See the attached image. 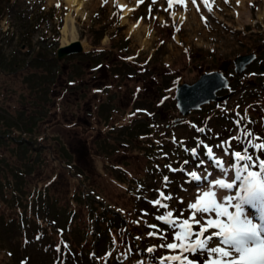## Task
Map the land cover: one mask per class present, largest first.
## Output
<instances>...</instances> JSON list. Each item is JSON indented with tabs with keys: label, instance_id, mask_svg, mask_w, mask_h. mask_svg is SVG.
<instances>
[{
	"label": "rangeland",
	"instance_id": "374dc122",
	"mask_svg": "<svg viewBox=\"0 0 264 264\" xmlns=\"http://www.w3.org/2000/svg\"><path fill=\"white\" fill-rule=\"evenodd\" d=\"M261 2L246 0L240 4L237 0H208L209 10L204 0H196L195 4L192 0H172L171 6L169 0H84L81 12L73 15L76 40L81 41L85 52L94 49L98 53L104 52L101 59L89 63L91 56L82 57V60H56L57 48L64 45L62 29L70 11L65 0H0V54L10 59L19 49L29 51L25 60L31 64L34 55L41 52L38 58L45 63L47 71L43 78L39 74L36 79H30L34 91H28V95L36 101L48 95L50 101L46 106L52 112L56 110L53 99L59 93H52L53 88L56 89L54 83L65 85L67 80L73 82L67 83L68 88H84L87 92L78 101V111L94 114L95 108L92 107L100 103L93 95L96 94L105 105V122H109L111 114L117 112L112 119L119 120L124 128L122 135L111 136L115 152L107 160L122 165L132 160L134 163L130 170L141 172L143 166H139L136 159L142 156L149 158L151 162L146 168L145 185L139 188L134 215L142 222L143 234L146 231L161 232L166 231L160 227L163 222L155 219L162 211L161 206L150 203L152 198L166 199L158 195L157 189L181 191L179 185L189 184L187 170L193 166L216 171L200 140L209 146L227 140L224 147L235 144L234 150H239L246 140L258 142L257 136L248 134L246 130L264 135V70L260 69L259 63L262 60L264 65V19L259 18ZM124 6L129 7L125 16ZM157 24L162 31L157 29ZM133 25H138L137 33ZM102 26L108 28L100 38L98 30ZM169 27L173 30L172 38L160 41L161 34H168L163 29ZM250 53H255L257 60L238 78H233L229 89L224 92L235 90L236 94L216 106H203L187 116L179 115L174 100L177 84L192 83L200 74L220 71L224 67L232 70L228 74H233L235 57ZM121 60L127 61V64L119 66L117 62ZM4 67L1 65V68ZM115 78L117 80L113 82ZM112 82V88H106ZM94 88L103 90L98 92ZM76 94L64 96L62 101L72 104ZM257 113L261 120L255 119ZM47 118V122L54 121L52 126L44 130L43 121L37 131L47 132L56 145L59 143L57 139L62 140L73 156L72 163H80L78 155L85 153L84 149L100 153L94 146L92 148L91 141L95 145L103 141L98 131L89 130L97 126V120L91 119L89 114L85 120L82 117L80 126L73 127L68 125L77 122L78 115L72 118L69 115L66 126L56 124L51 114ZM98 123L99 128H104L103 122L98 120ZM19 124L25 135L33 136L29 143L33 145L38 135L27 132L26 123L20 121ZM174 134L176 140H173ZM235 136H239V142L233 141ZM193 146L199 149L198 157L189 152ZM247 146L249 154L264 158L260 157V149ZM199 159L205 160V163L199 164ZM184 161H189L187 167ZM168 165H172V169ZM73 167L77 169L76 165ZM230 172L234 177V169ZM165 175L171 181L166 189L163 182ZM192 183L194 186L199 182ZM179 207L185 206L181 204ZM246 207L254 211L253 207ZM149 223L157 227L152 228ZM193 227L198 230L197 225ZM20 234L19 230L6 228L0 220V239L6 243V254L12 260L11 264H65L61 254L63 239H58V245L53 247L52 242L44 241L46 237L35 236L32 227H28L25 230L27 240L35 237L40 241L21 245L15 240ZM145 237V249L149 244L164 242L159 237ZM67 264L90 263L76 259Z\"/></svg>",
	"mask_w": 264,
	"mask_h": 264
},
{
	"label": "trees",
	"instance_id": "16d2710c",
	"mask_svg": "<svg viewBox=\"0 0 264 264\" xmlns=\"http://www.w3.org/2000/svg\"><path fill=\"white\" fill-rule=\"evenodd\" d=\"M157 24V29L162 28ZM108 26H102L98 32L102 38ZM166 36H160V41H167L173 35L172 28ZM104 52L96 49L83 52L74 57L82 60L92 57L89 63L101 59ZM29 51L19 49L10 59L0 54V220L2 224L13 230H19L16 239L21 245L27 242L40 241L31 237L27 240L25 230L32 227L35 236L39 235L45 242H52V246L62 242L65 264L76 259L89 261L90 264H149L150 257L145 252L146 235L143 234L142 222L134 215L135 204L141 185H145L146 168L151 162L147 156L136 159V163L143 166L141 172L130 170L133 161L124 165L107 160L115 152L111 144L113 135H122L123 126L119 120H113L112 113L109 122H105L106 109L103 101L93 94L99 104L94 114L88 111H78V101L87 93L84 88L70 89L67 83L56 86L52 93L59 91L54 100L56 110L50 111L46 104L50 97L35 100L32 95L33 86L30 79L43 78L46 70L45 63L38 57L37 52L33 63L28 64L25 56ZM83 57V58H82ZM57 60V59H56ZM59 61V60H58ZM58 61H56L58 63ZM119 66H125L127 61H118ZM4 65V68H1ZM57 66V64H56ZM97 66V63L94 65ZM133 67V66H132ZM59 68L56 69L60 77ZM55 71V72H56ZM115 71V70H113ZM225 74L232 70L221 68ZM41 72V73H40ZM113 75L116 74L112 72ZM238 78L235 76L234 79ZM116 78L113 82H116ZM109 83L106 88H112ZM50 85V84H49ZM96 91L102 89L94 88ZM29 91V92H28ZM72 104L62 101L65 96H73ZM244 96V94H243ZM52 97V95H51ZM112 98V97H111ZM44 101L46 102L43 105ZM221 103H210L205 107L216 106ZM73 107V109H71ZM40 108V110H38ZM48 114L54 116L56 124H66V118L78 115L77 122L68 126H80L81 119L89 117L96 119L93 129L101 135L103 143H93L92 148L100 151L94 154L90 150L78 155L79 164L72 163V154L66 144L49 139L47 132L37 131L40 122L45 123L44 130L52 126L53 120L47 122ZM81 117V118H79ZM257 113L255 119L261 120ZM98 120L104 123L99 128ZM26 123V131L36 133L38 139L30 145L32 135H25L19 122ZM16 124V126H15ZM125 125V124H123ZM116 130V128H118ZM38 132V133H37ZM91 147V146H90ZM89 148V147H88ZM83 150V151H84ZM77 166V169L73 167ZM103 166L101 170V166ZM95 168V169H94ZM94 171H97L95 174ZM117 171V173H116ZM97 176V177H95ZM34 224H32V223ZM139 222V223H138ZM38 236V237H39ZM139 237V238H138ZM42 242V241H41ZM6 243L0 239V264H11L12 260L6 254ZM74 254V255H73Z\"/></svg>",
	"mask_w": 264,
	"mask_h": 264
},
{
	"label": "snow or ice",
	"instance_id": "6c2138e0",
	"mask_svg": "<svg viewBox=\"0 0 264 264\" xmlns=\"http://www.w3.org/2000/svg\"><path fill=\"white\" fill-rule=\"evenodd\" d=\"M171 3L169 0V6ZM204 3L211 10L208 0ZM246 132L257 136L258 142L246 140L239 150H234L235 144L224 147L227 140L213 146L200 140L216 171L193 166L187 170L189 184L179 185L181 191L157 189L158 195L166 199L152 198L150 203L161 206L162 211L155 219L163 222L160 227L166 231H146L145 235L164 241L146 247L149 264H264V222H257L246 212V206L256 208L260 220L264 221V158L249 154L247 146L260 149V157H264V135L252 130ZM232 139L234 142L240 140L239 136ZM173 140H176L175 134ZM189 152L198 157L199 149L193 146ZM204 163L205 160L199 159V164ZM184 164L187 167L189 161ZM168 167L172 169V165ZM193 181L199 183L193 186ZM163 182L166 189L171 183L170 177L163 176ZM181 204L185 207H179ZM193 225H197L198 230ZM149 226L157 227L152 223ZM173 229L178 230L173 232ZM137 264L143 261L137 260Z\"/></svg>",
	"mask_w": 264,
	"mask_h": 264
},
{
	"label": "water",
	"instance_id": "95a60500",
	"mask_svg": "<svg viewBox=\"0 0 264 264\" xmlns=\"http://www.w3.org/2000/svg\"><path fill=\"white\" fill-rule=\"evenodd\" d=\"M83 52L85 50L81 41H72L57 48L56 59L61 61L68 56ZM255 58V53L235 57L233 60L234 74L226 76L221 71H211L200 74L192 83L177 84L174 100L180 116H187L211 102H224L236 94L235 90H231L223 95H220L219 92L228 89L230 79L234 75H241ZM260 69L264 70L262 61H260Z\"/></svg>",
	"mask_w": 264,
	"mask_h": 264
},
{
	"label": "bare ground",
	"instance_id": "6f19581e",
	"mask_svg": "<svg viewBox=\"0 0 264 264\" xmlns=\"http://www.w3.org/2000/svg\"><path fill=\"white\" fill-rule=\"evenodd\" d=\"M244 1L246 0H239L238 3L243 4ZM263 2H261V7H260V13H259V18L260 19H264V0H262ZM65 2L67 3V6L69 7L70 11L68 12V14L65 17V23L62 29V34H63V38H62V43L64 45L69 44L70 41L76 40L77 37V32L74 26V14H78L79 12H81V10L83 9V5H84V0H65ZM121 5L123 6L124 4ZM248 11V10H246ZM129 12V7H125L124 6V16ZM245 15V14H244ZM77 17V16H76ZM133 29L138 30V25H133ZM138 31H136L137 33ZM232 174V172H231ZM235 188L232 190L233 194H234ZM234 203V201H233ZM254 211L252 212L251 209H248V207H246V212L248 215H250L251 217H253L257 222H264L260 220V215H259V211L256 208H253Z\"/></svg>",
	"mask_w": 264,
	"mask_h": 264
},
{
	"label": "flooded vegetation",
	"instance_id": "af4514ba",
	"mask_svg": "<svg viewBox=\"0 0 264 264\" xmlns=\"http://www.w3.org/2000/svg\"><path fill=\"white\" fill-rule=\"evenodd\" d=\"M258 57V56H257ZM257 57H256V59H257Z\"/></svg>",
	"mask_w": 264,
	"mask_h": 264
}]
</instances>
